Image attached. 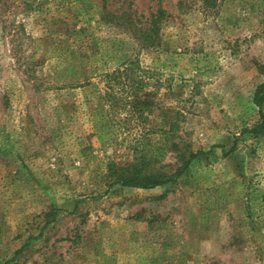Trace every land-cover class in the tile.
<instances>
[{"label": "rangeland", "instance_id": "obj_1", "mask_svg": "<svg viewBox=\"0 0 264 264\" xmlns=\"http://www.w3.org/2000/svg\"><path fill=\"white\" fill-rule=\"evenodd\" d=\"M106 5L165 8L159 45ZM260 85L264 0H0V264H264ZM145 136L169 173L197 157L173 182L111 184Z\"/></svg>", "mask_w": 264, "mask_h": 264}, {"label": "trees", "instance_id": "obj_2", "mask_svg": "<svg viewBox=\"0 0 264 264\" xmlns=\"http://www.w3.org/2000/svg\"><path fill=\"white\" fill-rule=\"evenodd\" d=\"M107 2V0H105ZM106 17H110L111 20L117 23V25H123L125 29H128L131 34L138 40L139 50L151 49L159 45L160 32L162 24L167 17V11L163 7H159L156 12L146 19L145 22L132 11L127 9L111 11L106 5ZM128 62L126 71H130V83L131 85H139L140 87L146 86L152 79L151 71L142 68L135 59ZM119 70L116 72L120 73ZM141 73V74H140ZM133 74H140L139 78H133ZM114 81L117 79V75H113ZM137 77V76H136ZM134 99L129 102L133 107H139L143 104V107L149 109L154 105V100L149 97L146 100H142L138 94ZM264 99V85H260L256 92L255 102L262 107V101ZM140 102V103H139ZM261 122L255 126V132H259L264 127V112L260 110ZM162 133H168L167 129H162ZM175 145V144H173ZM154 144L149 136L144 137V149L140 156L134 154L132 159L125 164H120L114 160L108 162V176L111 179V184H121L123 186H135L150 188L157 185L165 184L175 181L181 176L189 167L191 162L197 157L198 153L190 152L188 157H183L182 164L176 168L174 172H167L164 170V165H157V158L154 155ZM1 150V149H0ZM2 152H8V150H1ZM248 202H255L261 199L264 203V190L261 188L252 189L248 186ZM251 206L248 207L251 210Z\"/></svg>", "mask_w": 264, "mask_h": 264}]
</instances>
